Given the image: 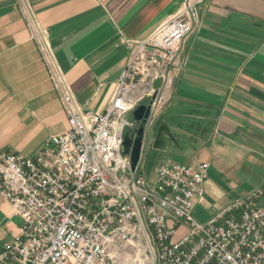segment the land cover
Segmentation results:
<instances>
[{
    "label": "crops",
    "instance_id": "crops-1",
    "mask_svg": "<svg viewBox=\"0 0 264 264\" xmlns=\"http://www.w3.org/2000/svg\"><path fill=\"white\" fill-rule=\"evenodd\" d=\"M184 1L25 0L77 105L94 113L113 98L128 40L148 37ZM198 6L185 65L173 70V98L147 126L142 169L154 179L162 163L209 162L194 209L204 222L264 182V0ZM36 33L16 0H0V152L34 156L68 128ZM22 223L0 196V252Z\"/></svg>",
    "mask_w": 264,
    "mask_h": 264
},
{
    "label": "built area",
    "instance_id": "built-area-1",
    "mask_svg": "<svg viewBox=\"0 0 264 264\" xmlns=\"http://www.w3.org/2000/svg\"><path fill=\"white\" fill-rule=\"evenodd\" d=\"M16 1L36 28L68 128L34 156L0 152V196L23 221L0 252V264H264V182L200 222L194 209L209 162L162 163L150 179L142 154L132 170L122 153L123 137L135 124L128 115L149 106V126L169 106L173 70L185 65L183 44L200 26L204 0H185L148 37L128 40L124 70L102 113L77 105L45 30L25 0ZM179 228L186 234L175 240Z\"/></svg>",
    "mask_w": 264,
    "mask_h": 264
},
{
    "label": "water",
    "instance_id": "water-1",
    "mask_svg": "<svg viewBox=\"0 0 264 264\" xmlns=\"http://www.w3.org/2000/svg\"><path fill=\"white\" fill-rule=\"evenodd\" d=\"M161 83L160 80L155 82V86H159ZM150 110L149 106L145 104H141L138 108L135 109L133 112V121L135 122L136 134H129L128 132L125 133L123 137V155L130 156V164L131 169L134 170L137 165L139 164L142 151L144 148V137L147 131L146 121L149 116Z\"/></svg>",
    "mask_w": 264,
    "mask_h": 264
},
{
    "label": "rangeland",
    "instance_id": "rangeland-1",
    "mask_svg": "<svg viewBox=\"0 0 264 264\" xmlns=\"http://www.w3.org/2000/svg\"><path fill=\"white\" fill-rule=\"evenodd\" d=\"M128 119L129 120H133V115L132 114H129L128 115ZM136 128H137V126L134 124V126L133 127H130L128 130H127V132L129 133V134H136ZM147 160V159H146ZM144 165H145V162H144ZM184 234H186V229H184V228H179V230L177 231V233H176V235H175V237H174V239L176 240V239H179L181 236H183ZM174 239H173V241H174Z\"/></svg>",
    "mask_w": 264,
    "mask_h": 264
}]
</instances>
